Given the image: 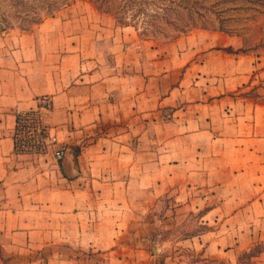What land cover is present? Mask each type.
Here are the masks:
<instances>
[{"label": "crops", "instance_id": "obj_1", "mask_svg": "<svg viewBox=\"0 0 264 264\" xmlns=\"http://www.w3.org/2000/svg\"><path fill=\"white\" fill-rule=\"evenodd\" d=\"M90 6L0 31V264H155L166 198L203 226L183 264H264V53L207 29L154 45ZM43 96L60 162L14 150Z\"/></svg>", "mask_w": 264, "mask_h": 264}, {"label": "rangeland", "instance_id": "obj_2", "mask_svg": "<svg viewBox=\"0 0 264 264\" xmlns=\"http://www.w3.org/2000/svg\"><path fill=\"white\" fill-rule=\"evenodd\" d=\"M57 1L58 4L55 0H0V31L7 33L29 31L45 20L43 18L48 15L47 9L56 5L62 8L58 13L55 11L54 17L58 19L71 15V10L77 3L86 4L88 7L90 3L93 5L89 0ZM68 1L69 5L66 6ZM155 2L146 6L147 14L141 15L140 19H137L132 12L126 15L128 19H123L130 25L138 26L140 31L138 34L142 40L163 46L193 30L207 29L241 37L244 50H259L264 53V0H156ZM94 8L96 9L95 6ZM81 9L87 11V8ZM98 12L101 13L97 9L94 11L96 19L100 17ZM105 19H115V17L108 15ZM152 220L158 229V232L154 233L153 240H157L161 247L160 256L156 258L155 264H165L170 257L177 264L201 260L196 252H186L188 258L180 259L179 257L185 254V248L177 245L184 238L198 235L203 230L197 216L179 210L177 204L166 198L154 207V212L150 216L144 217V225L147 229L144 238L150 237L147 234L151 229ZM148 245L150 247L148 250L153 252L152 244ZM156 250L158 249L155 248ZM240 264H251V259L243 255Z\"/></svg>", "mask_w": 264, "mask_h": 264}, {"label": "built area", "instance_id": "obj_3", "mask_svg": "<svg viewBox=\"0 0 264 264\" xmlns=\"http://www.w3.org/2000/svg\"><path fill=\"white\" fill-rule=\"evenodd\" d=\"M52 102L48 96L39 97L37 106L17 115L13 131L14 150L17 155L51 156L60 162L67 148L49 124Z\"/></svg>", "mask_w": 264, "mask_h": 264}, {"label": "trees", "instance_id": "obj_4", "mask_svg": "<svg viewBox=\"0 0 264 264\" xmlns=\"http://www.w3.org/2000/svg\"><path fill=\"white\" fill-rule=\"evenodd\" d=\"M55 1L58 4V1L57 0ZM89 1H91L93 5L96 7V9L100 11L101 13H105V14L115 17V19L119 22V24L123 26L135 27L138 33H140V31L137 25H130L127 22H124L123 19L124 20L128 19L126 15L129 12H132L133 15L137 19H140L141 15L143 16L147 14L146 6L156 3L155 2L156 0H89ZM68 3L69 1L65 5L68 6L69 5ZM54 8L51 7L50 9H47L48 15L46 18H43V19L54 17L55 14L61 11L62 9V8L60 9L59 7H56L54 10ZM155 15H159V13H155ZM148 16H151V15L148 14ZM258 252H260L259 249L257 250L253 249L250 253L245 254V256H248L250 259H252L253 257L257 256Z\"/></svg>", "mask_w": 264, "mask_h": 264}]
</instances>
